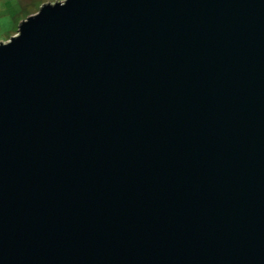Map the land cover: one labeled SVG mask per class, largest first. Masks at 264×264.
<instances>
[{
  "label": "water",
  "instance_id": "obj_1",
  "mask_svg": "<svg viewBox=\"0 0 264 264\" xmlns=\"http://www.w3.org/2000/svg\"><path fill=\"white\" fill-rule=\"evenodd\" d=\"M0 264H264V0H63L0 43Z\"/></svg>",
  "mask_w": 264,
  "mask_h": 264
},
{
  "label": "rangeland",
  "instance_id": "obj_2",
  "mask_svg": "<svg viewBox=\"0 0 264 264\" xmlns=\"http://www.w3.org/2000/svg\"><path fill=\"white\" fill-rule=\"evenodd\" d=\"M62 1L63 0H24V3L27 5L23 6L18 1L17 4L15 2L14 7H12L13 10L16 11L14 18L18 15L20 19L15 23L11 17H9V19L4 17L3 21L0 22V43L7 42L10 38L17 35L20 23L29 16L36 14L43 4ZM4 8L6 11L9 10V7Z\"/></svg>",
  "mask_w": 264,
  "mask_h": 264
},
{
  "label": "crops",
  "instance_id": "obj_3",
  "mask_svg": "<svg viewBox=\"0 0 264 264\" xmlns=\"http://www.w3.org/2000/svg\"><path fill=\"white\" fill-rule=\"evenodd\" d=\"M17 1L22 4V6L27 5L26 3H24V0H0V22L3 21L4 17L8 19L9 17H11L15 23L20 19V16L18 15L14 18V16L16 15V11L12 8L14 7L15 2L17 4ZM4 7H9V10L6 11Z\"/></svg>",
  "mask_w": 264,
  "mask_h": 264
}]
</instances>
